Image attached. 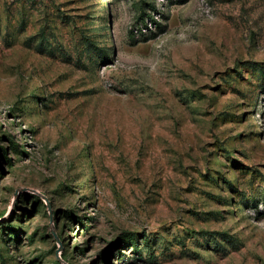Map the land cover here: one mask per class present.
<instances>
[{
    "label": "rangeland",
    "instance_id": "obj_1",
    "mask_svg": "<svg viewBox=\"0 0 264 264\" xmlns=\"http://www.w3.org/2000/svg\"><path fill=\"white\" fill-rule=\"evenodd\" d=\"M0 264H264V0H0Z\"/></svg>",
    "mask_w": 264,
    "mask_h": 264
},
{
    "label": "built area",
    "instance_id": "obj_2",
    "mask_svg": "<svg viewBox=\"0 0 264 264\" xmlns=\"http://www.w3.org/2000/svg\"><path fill=\"white\" fill-rule=\"evenodd\" d=\"M145 23V22H144ZM144 23H143V25H144ZM145 25H146V23H145Z\"/></svg>",
    "mask_w": 264,
    "mask_h": 264
},
{
    "label": "trees",
    "instance_id": "obj_3",
    "mask_svg": "<svg viewBox=\"0 0 264 264\" xmlns=\"http://www.w3.org/2000/svg\"><path fill=\"white\" fill-rule=\"evenodd\" d=\"M145 19V18H144ZM145 21V20H144ZM144 25H145V23H144Z\"/></svg>",
    "mask_w": 264,
    "mask_h": 264
}]
</instances>
